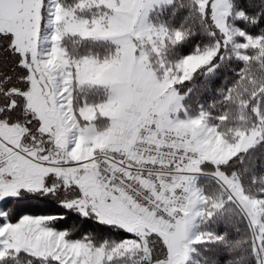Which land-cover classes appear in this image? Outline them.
Instances as JSON below:
<instances>
[{
  "label": "snow or ice",
  "instance_id": "6c2138e0",
  "mask_svg": "<svg viewBox=\"0 0 264 264\" xmlns=\"http://www.w3.org/2000/svg\"><path fill=\"white\" fill-rule=\"evenodd\" d=\"M0 264H264V0H0Z\"/></svg>",
  "mask_w": 264,
  "mask_h": 264
}]
</instances>
